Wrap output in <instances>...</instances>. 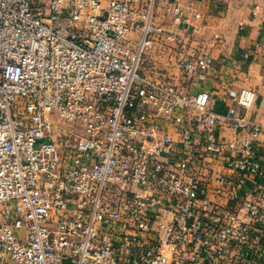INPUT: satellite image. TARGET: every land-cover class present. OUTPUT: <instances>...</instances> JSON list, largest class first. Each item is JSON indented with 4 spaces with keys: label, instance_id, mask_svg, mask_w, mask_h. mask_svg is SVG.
<instances>
[{
    "label": "built area",
    "instance_id": "2783aa9c",
    "mask_svg": "<svg viewBox=\"0 0 264 264\" xmlns=\"http://www.w3.org/2000/svg\"><path fill=\"white\" fill-rule=\"evenodd\" d=\"M204 24L197 0H0V264L264 260L257 95L194 91L228 44Z\"/></svg>",
    "mask_w": 264,
    "mask_h": 264
},
{
    "label": "crops",
    "instance_id": "0c3cea01",
    "mask_svg": "<svg viewBox=\"0 0 264 264\" xmlns=\"http://www.w3.org/2000/svg\"><path fill=\"white\" fill-rule=\"evenodd\" d=\"M197 6L205 22L198 39L208 43L218 33L228 44L208 50L216 69L222 72L221 77L205 79L194 91H211L215 98L214 108L221 113L234 114L239 109L233 98L238 94L237 86L245 74L247 86L257 95L256 106L246 111L247 115L264 123V0H197ZM246 53H249L247 59L244 58ZM232 60L240 61V70L233 69ZM222 84L226 91L220 89ZM225 134L231 137L232 131L227 129ZM256 148L264 167L262 138L256 142ZM262 206L264 209V202ZM257 264H264V260Z\"/></svg>",
    "mask_w": 264,
    "mask_h": 264
},
{
    "label": "rangeland",
    "instance_id": "374dc122",
    "mask_svg": "<svg viewBox=\"0 0 264 264\" xmlns=\"http://www.w3.org/2000/svg\"><path fill=\"white\" fill-rule=\"evenodd\" d=\"M170 52L171 51L168 45L159 43L154 47V50L150 52V54L153 55V58L148 65L149 74L151 77L154 79L169 80L172 82L179 81L178 75L175 71V68L173 67L171 58L172 53ZM163 73L169 74L171 76V80L169 78H165V74ZM6 264H13V262L8 259Z\"/></svg>",
    "mask_w": 264,
    "mask_h": 264
}]
</instances>
